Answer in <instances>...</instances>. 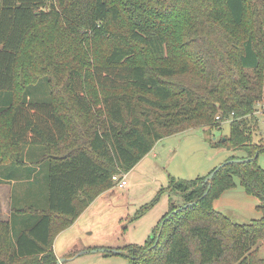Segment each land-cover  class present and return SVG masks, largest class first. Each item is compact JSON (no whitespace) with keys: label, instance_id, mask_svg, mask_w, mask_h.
<instances>
[{"label":"trees","instance_id":"16d2710c","mask_svg":"<svg viewBox=\"0 0 264 264\" xmlns=\"http://www.w3.org/2000/svg\"><path fill=\"white\" fill-rule=\"evenodd\" d=\"M42 77L50 100L28 101ZM0 91L12 95L0 108V165L24 163V148L39 145L49 169L48 207L25 209L38 218L16 243L0 220V264H57L56 236L118 168L129 172L164 137L226 121L229 135L211 146L243 153L226 160L254 159L226 164L210 183L172 176L183 204L172 197L153 238L118 250L129 264H264V146L253 140L264 0H0ZM236 176L261 200L249 223L214 207Z\"/></svg>","mask_w":264,"mask_h":264},{"label":"rangeland","instance_id":"374dc122","mask_svg":"<svg viewBox=\"0 0 264 264\" xmlns=\"http://www.w3.org/2000/svg\"><path fill=\"white\" fill-rule=\"evenodd\" d=\"M26 95L28 101H49L47 78L42 77L31 85ZM11 96L10 91H0V108L10 102ZM257 108L259 124L253 140L264 146V114L260 112L264 109V101ZM220 125V129L214 128L212 132L193 128L164 137L129 172L118 168L116 174L126 173L128 185L120 187L112 183L110 189L101 192L76 221L56 237L55 250L60 256L57 259L64 258L61 264H129V257L124 254L107 255L94 250L122 249L131 243L144 245L153 238L158 223L170 211L172 197L176 205L183 204L181 196L171 194V177L193 179L208 175L234 153L211 146L209 137L219 139L230 133L229 121ZM235 153L243 154L241 151ZM258 163L264 169V149L258 156ZM27 169H32V165ZM24 182L32 187H25L24 191L22 187L14 188V206L37 208L46 204L47 180L45 187L41 178H25ZM18 190H22V194L17 193ZM260 203V198L248 193L236 176L235 185L214 200V207L234 222L249 223L261 217ZM31 221L32 217L27 220ZM84 249L90 251L82 252ZM259 254L264 256L263 241L259 244Z\"/></svg>","mask_w":264,"mask_h":264},{"label":"crops","instance_id":"0c3cea01","mask_svg":"<svg viewBox=\"0 0 264 264\" xmlns=\"http://www.w3.org/2000/svg\"><path fill=\"white\" fill-rule=\"evenodd\" d=\"M42 153H43V148L41 146L28 145L24 148L22 154L24 158L23 161L24 163L15 164V166H12V164L0 165V220L9 221L11 223L13 243H16L17 235L22 230L32 226L34 222L37 221L38 218V216L33 217V214H31V212H26L25 209L27 207H15L13 195H14V188L16 187L17 189L18 187L19 188L22 187L23 191L25 187L28 188L32 187V186L30 187L28 184H25L24 182L25 178H35V179L41 178L42 185H44V187L46 180L48 183L49 169L47 162L41 159ZM28 165H32V169H27ZM13 170L15 171L13 172ZM20 191L18 190L17 193L22 194ZM28 193H30V191ZM31 193L33 194L36 192L31 191ZM47 207H48V200L46 204L44 203L41 207H37V208L45 209ZM30 217H32V221L29 223L27 222V220ZM92 246L93 245L89 247ZM54 250H55V241H54ZM88 251L90 250H86V249H84V251L82 250V252H88ZM95 251H99V250H95ZM55 253L57 257H60L59 254L56 252V250Z\"/></svg>","mask_w":264,"mask_h":264},{"label":"water","instance_id":"95a60500","mask_svg":"<svg viewBox=\"0 0 264 264\" xmlns=\"http://www.w3.org/2000/svg\"><path fill=\"white\" fill-rule=\"evenodd\" d=\"M256 156H258V154H256ZM255 156V157H256ZM254 158L252 157H248V158H245V159H240V158H235V159H230V160H226L225 162H223L222 164H220L219 166H217L210 174L207 175L206 177V180L207 182L210 183V181L213 179V177L215 176V174L222 168L224 167L226 164L228 163H232V162H243V161H251L253 160ZM96 250H99V249H96ZM102 251H104L105 249H101ZM108 250H113L114 253H117V254H120L121 253V250H118V249H108ZM95 251V250H94ZM64 260V258L62 259H58L57 260V264H61V262Z\"/></svg>","mask_w":264,"mask_h":264},{"label":"built area","instance_id":"2783aa9c","mask_svg":"<svg viewBox=\"0 0 264 264\" xmlns=\"http://www.w3.org/2000/svg\"><path fill=\"white\" fill-rule=\"evenodd\" d=\"M260 112L264 114V109H262V111H260ZM113 180H114L115 184L119 185L120 187H125L128 185V179H127L126 173H123L121 175L115 174L113 176Z\"/></svg>","mask_w":264,"mask_h":264}]
</instances>
